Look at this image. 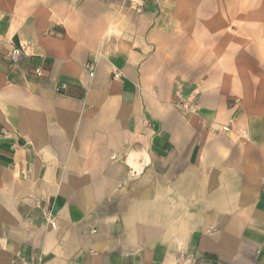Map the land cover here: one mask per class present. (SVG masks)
<instances>
[{"label": "crops", "instance_id": "crops-1", "mask_svg": "<svg viewBox=\"0 0 264 264\" xmlns=\"http://www.w3.org/2000/svg\"><path fill=\"white\" fill-rule=\"evenodd\" d=\"M140 2L0 0V264H264V24Z\"/></svg>", "mask_w": 264, "mask_h": 264}, {"label": "built area", "instance_id": "built-area-1", "mask_svg": "<svg viewBox=\"0 0 264 264\" xmlns=\"http://www.w3.org/2000/svg\"><path fill=\"white\" fill-rule=\"evenodd\" d=\"M132 3L137 7L140 8L142 6V3L140 2V0H131ZM24 54V49L22 47L20 48H13L10 53H9V59L11 60V62H16L20 57H22ZM37 76H41V73L39 70L35 71ZM89 75L92 76L93 73L89 72ZM114 77L116 78L117 76L114 75ZM182 107L185 108V105L182 104ZM50 227L54 228L55 227V223L51 222L50 223ZM179 262L180 264H195V259L192 256H187V255H181L179 257Z\"/></svg>", "mask_w": 264, "mask_h": 264}, {"label": "rangeland", "instance_id": "rangeland-1", "mask_svg": "<svg viewBox=\"0 0 264 264\" xmlns=\"http://www.w3.org/2000/svg\"><path fill=\"white\" fill-rule=\"evenodd\" d=\"M239 5H250V7H254L253 10H249L250 13L256 14L257 24H264V0H237ZM253 5V6H252ZM241 13H247L246 10H240ZM262 27V26H261Z\"/></svg>", "mask_w": 264, "mask_h": 264}]
</instances>
